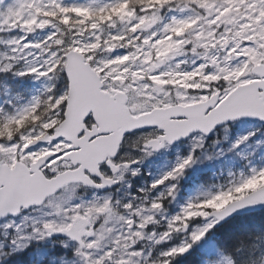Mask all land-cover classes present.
<instances>
[{
	"label": "snow or ice",
	"instance_id": "snow-or-ice-1",
	"mask_svg": "<svg viewBox=\"0 0 264 264\" xmlns=\"http://www.w3.org/2000/svg\"><path fill=\"white\" fill-rule=\"evenodd\" d=\"M226 139L264 153V0H0V264H217L264 165L168 207Z\"/></svg>",
	"mask_w": 264,
	"mask_h": 264
},
{
	"label": "rangeland",
	"instance_id": "rangeland-1",
	"mask_svg": "<svg viewBox=\"0 0 264 264\" xmlns=\"http://www.w3.org/2000/svg\"><path fill=\"white\" fill-rule=\"evenodd\" d=\"M39 35L40 33L38 32L33 33L31 38H39ZM31 83L34 87L22 90L20 95L14 98L16 103H22V99L25 101L24 103H26L27 100L30 99L32 95H35L36 91L41 87L40 82L32 81ZM17 126H19V124ZM245 131H247V128L244 125H236L231 129V137L235 138L236 136L243 134ZM261 143L264 144V140H261ZM157 159L161 160V163L163 164L168 161L169 167H171L173 163L172 158L166 157L164 154L157 156ZM261 165H264V153H261L259 148L242 144L236 149H233L231 146V139L224 140L223 149L220 155L214 156L211 159L204 161L202 164L194 166L188 170L182 179L181 185L178 186L179 190L176 193V198L170 202V213L174 214L175 212H178L180 207L189 200H196L198 198L202 199L205 194L226 187L229 181L233 180L240 173L246 174L250 167H259ZM168 168H163L162 171L164 172ZM205 170H211L207 176L211 182L208 181L204 184L194 183L193 179L199 178L200 174ZM262 184H264V176H259L253 178L250 183L244 185L242 190L250 191ZM209 239L212 240L211 235ZM225 256L226 255L222 252L218 251L216 256L217 264H224ZM250 264H264V258L261 260L255 259V261L250 262Z\"/></svg>",
	"mask_w": 264,
	"mask_h": 264
},
{
	"label": "trees",
	"instance_id": "trees-1",
	"mask_svg": "<svg viewBox=\"0 0 264 264\" xmlns=\"http://www.w3.org/2000/svg\"><path fill=\"white\" fill-rule=\"evenodd\" d=\"M22 101L17 104L25 102L23 99ZM208 174L202 173V183L208 182ZM211 235L219 251L224 255L231 258L240 248H245L248 252L246 264L255 259L261 260L264 258V209L236 215L216 226Z\"/></svg>",
	"mask_w": 264,
	"mask_h": 264
},
{
	"label": "flooded vegetation",
	"instance_id": "flooded-vegetation-1",
	"mask_svg": "<svg viewBox=\"0 0 264 264\" xmlns=\"http://www.w3.org/2000/svg\"><path fill=\"white\" fill-rule=\"evenodd\" d=\"M157 156H159V155H157ZM157 156H156V157H157ZM156 157H155L156 164H155L154 167H157L158 169H157V171H156L153 175H150V176H153V177H158L159 175L162 174L161 164H159V163H161V162H160V160L157 159ZM151 171H154V169L151 170ZM147 173H148V172H145L144 174L147 175ZM133 179H134V178H133ZM141 182H142V181H141ZM149 183H150V181H149ZM168 211H169V207H168Z\"/></svg>",
	"mask_w": 264,
	"mask_h": 264
},
{
	"label": "water",
	"instance_id": "water-1",
	"mask_svg": "<svg viewBox=\"0 0 264 264\" xmlns=\"http://www.w3.org/2000/svg\"><path fill=\"white\" fill-rule=\"evenodd\" d=\"M248 119H251V118H248ZM263 207H264V204H259V205H257V206L255 207V210H254V211L261 210ZM254 211H252V212H254ZM249 213H251V212H249ZM241 214H244V213H241ZM233 216H235V215H230L228 218L224 219L222 222L226 221L227 219H230V218L233 217ZM222 222H221V223H222ZM219 224H220V223H219Z\"/></svg>",
	"mask_w": 264,
	"mask_h": 264
}]
</instances>
